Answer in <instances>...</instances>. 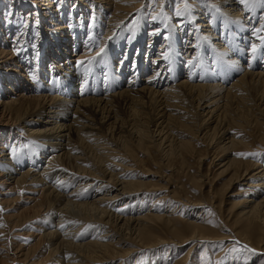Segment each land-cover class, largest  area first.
Segmentation results:
<instances>
[{"label":"bare ground","instance_id":"obj_1","mask_svg":"<svg viewBox=\"0 0 264 264\" xmlns=\"http://www.w3.org/2000/svg\"><path fill=\"white\" fill-rule=\"evenodd\" d=\"M144 1L32 0L24 5L8 0L10 18H0V217L10 204L18 205L15 215L3 216L13 220L17 229L34 223L29 227L34 240L31 244L16 238L2 241L0 225V256L22 261L47 251L44 256L55 257L56 263L102 264L117 259L120 246L132 240L145 248L169 242L155 235L160 227L156 223L170 220L173 212L159 214L154 207L153 212L141 214L145 210L140 203L138 210L116 208V200L129 202L130 194L146 185L124 181L117 171L120 167L114 162V169L107 166L110 158L123 157L121 150H128L130 133L139 145L151 139L150 126L153 141L166 156L180 152L197 137L220 139L219 148L232 152L243 139L238 140L231 126L238 118H230L231 125L223 121L235 110L231 103L258 96L257 111L252 112L257 118L264 114V60L255 62L264 47L260 0L248 4L219 0L218 10L212 4L207 9L197 5L196 14L167 16V21L147 26L151 30L146 34L144 17L131 19ZM68 3L75 5L74 11L62 10L61 5ZM14 10L29 13L26 25L12 15ZM89 18L96 24L88 25ZM123 47L127 50L121 53ZM249 52L254 53L250 58ZM239 58L248 59V65H241ZM122 105L128 118H118L116 108ZM247 115L245 110L239 112L242 120ZM192 127L196 136L189 140L172 136V131ZM228 152L220 165L229 174L226 187L251 174L246 183L251 195L235 204L239 209L234 226L244 244L261 251L264 163L239 161ZM84 185L93 189L91 193H84ZM191 205L204 209L201 202ZM198 221L187 220L181 233L171 228L181 240L178 244L192 240L197 248L204 241L232 238L206 231L203 221ZM171 223L166 221L168 226ZM128 251L136 248L120 253Z\"/></svg>","mask_w":264,"mask_h":264},{"label":"rangeland","instance_id":"obj_2","mask_svg":"<svg viewBox=\"0 0 264 264\" xmlns=\"http://www.w3.org/2000/svg\"><path fill=\"white\" fill-rule=\"evenodd\" d=\"M31 1L32 0H16L17 3L22 2L24 3V5H28V3H31ZM53 1L57 2L60 0H53ZM7 3L8 0H0V7H1L0 14L2 15V17L0 18L5 20L7 18H10L8 14L9 12H7V8L9 7L7 6ZM87 3H89V1ZM210 4L216 7L217 10L219 7H221V3L219 2V0H214V1L212 0H145L144 4L140 6L141 8L140 7L138 8V12L135 13L131 19H134L136 16H139L141 18L144 17V19L147 22V24H145V29H144L146 34L151 30L147 26L163 23L162 20H164V18L167 21L166 19L167 16H170L171 18L173 15L177 16L178 14L187 15L188 13H193L194 10L197 8V5L207 9ZM258 4L260 7H262V5L264 7V3H258ZM61 6H62V10L63 8H65V10H68L69 12H72L75 9V5H73L72 3H68L67 5L63 4ZM61 6L56 7V9L60 10L59 8ZM260 10L261 9H259L258 11ZM76 11L77 9L75 10V12ZM12 12H13L12 15H16L21 18L22 25H26L25 17L27 16V14H29L27 13V11H23L20 14H18V10H14ZM196 12H194L193 14H196ZM77 17L79 18V14L77 15ZM139 17L135 18L134 20H141ZM93 21H94L93 18L92 19L89 18L87 24L88 25L96 24V22L94 23ZM151 21L153 22L152 24H150ZM190 29L191 28H189V30ZM43 30L46 29L44 28ZM128 32L129 29L127 31H124V34ZM147 41L148 39L146 38V42ZM248 44L250 48L251 46L250 44L252 43L248 42ZM22 46L24 47V48L22 47L24 50L27 49L25 45ZM126 50L127 47L125 48L123 47L121 53L126 52ZM261 51H260V55H256L255 62L257 63L258 61L264 60L263 59L264 47L261 48ZM251 52L248 53L249 54L248 58L254 55V53L253 55H251L250 54ZM248 61L249 60L246 58L245 60L239 58V63H241V65L247 66ZM108 75L109 74H106L105 77H108ZM226 80L222 79L223 82ZM107 82L108 80H105L106 84ZM100 86H103V82L100 83ZM105 89H108V87H105ZM61 92H62L61 95L63 96V90H61ZM250 93L251 96H254L255 94L253 93H256V90L253 91L252 89ZM254 97L253 98L251 97V99L249 98L247 100L245 99L246 103L244 102L231 103L234 105L233 107H235V110L230 111L229 117H226L223 120L228 124H230V122L232 121L231 119L233 117L238 118L239 120L237 121V123L235 122L234 124L231 122L232 125L231 124L230 125L232 126V128L235 127L236 132L233 131V133L237 135L238 140L243 139V144L241 143L236 145L235 146L236 148L234 147V150L232 152H228V151L224 152V150L222 151V149L219 148L220 146L218 145L219 142L218 140L220 139H217V141L214 139L216 142H213L214 141L213 138H211V140H209L208 138L205 141L204 139L205 137L203 138L200 137V139H198L197 137V139H195L194 142L192 141L186 147L180 149L181 150L180 152L170 153L167 156L165 153L164 156L163 147L159 146L158 142H154L155 140L153 141L152 139L153 131L151 130V128L154 129L153 126H150L151 139L147 138L144 144L142 145L136 143L137 138L134 136V134L130 133V136L126 138L130 143V145L128 143V150H126L124 147L123 148L121 147L122 148L121 152L123 154L122 155L123 157L118 158V156H113L112 159L110 158V160L112 161L109 160L107 166H110L111 169L112 168L114 169V167L111 166V163L114 162L115 167L116 166L120 167V170L117 169L118 172L120 173L122 172V175L120 176L123 177L125 176L124 178L121 177L123 178L124 181L135 182L137 185L138 183L139 184L143 183L146 185V187L142 188L144 190H141L136 194L135 193L130 194L132 199H130L129 202L127 198V200L123 201L125 203H123L121 200L120 201L116 200L115 203L114 202L112 203H114V205H116V208H118L120 211H131L132 209L131 207L133 206L137 207V205L142 204L144 208L143 210L145 211L140 212L141 214L146 213L147 211L150 212L149 210L151 209H152L151 212H153L155 208H158V211H160L159 214L167 215L168 213L170 214L171 212H173V214L169 216L170 220H166L167 218L165 219L166 221L172 222L171 224L173 226L169 224V226L171 225L169 228V226L166 225L165 220L156 223L158 227L160 226L159 228L155 226L156 227L155 235L162 236L163 238H165V240L167 239V241L169 242L163 243L162 245H157L153 248H145L142 246L143 244L141 242L140 244L137 241L139 243L138 244L137 242H135V240H132L135 243L131 241L130 244L124 245L122 247L120 246L119 251L121 252L122 250L124 251V250L136 248L135 252L133 253H129V251L126 253L119 252V254L116 256L117 259L114 258V260H112L110 258L111 260L108 261L109 263L106 262L102 264H165V263L175 264V262L177 261H178L177 263L184 261L183 262L184 264H264V249L262 248V250L259 251L254 246L253 248H250L251 246L249 244L247 243L244 244L242 242L243 240L240 239L242 236L238 235L236 230L237 227L234 226V222L238 220L237 213L239 209L235 204H237L239 200H244L245 198L248 197V195H251L248 192V190H250L249 189L250 187L246 184L247 182H249V180H251V178H249L251 174L248 175L245 179H242L241 182H237L234 184L232 183L229 187L228 186L226 187V183L229 179V174L224 171L222 172L221 170L223 168L220 166L222 165V163H224L225 160L222 162L221 160L225 158V156H227L226 154L227 152L229 157H232L239 161H243V162L251 161L255 163L260 162L261 164L264 163V114L262 113V115H260L259 118H257L253 113L257 111L258 107H256L255 104H257L259 100L258 96H254ZM118 107H119L118 109L116 108V111H119L118 118L129 116V113L127 114L126 106L122 105ZM239 108L241 109L240 111L245 110L249 112V115H247L246 118H244L243 120L239 116L240 111L237 113V110ZM233 112L235 115L232 114ZM252 116L255 117V120L254 117L252 118ZM182 129L183 130L179 132L177 130H175V132L172 131V136L177 140H181V139L189 140L190 138H192V136H196L195 135L196 130L193 127L191 129L192 131L190 129H185V128ZM107 132L106 133L109 135L110 132L109 131ZM157 133L155 134V137L158 135ZM173 134L175 136L178 135L177 138ZM157 139H159L158 136L156 137V140ZM20 150L23 151L24 149L20 148ZM238 154H255V155H238ZM219 162L221 163L219 164ZM126 164L130 165V168ZM121 167L123 168L124 171L122 170ZM31 168L34 169L33 166H31ZM111 169H109V171ZM91 190L93 189H90V187L86 186L84 193L87 192L91 193ZM136 201L138 203H136ZM199 202L204 204V209H202L201 207L191 205L192 203H199ZM10 205H11L10 210H8V212L5 213L3 212L2 216L0 217L1 219H3L2 221H0V225L2 226V230L4 231L3 235L5 234L3 236L4 238H2V241L14 240V238H16L17 240H20V242L24 240L23 243L25 244L33 243L34 237L33 236L31 237L30 234L32 232L31 228L34 223H30V224L27 223L24 226H21V228L18 227L17 229L16 226L13 227L14 226L13 220H10L9 218L5 219L4 214H6V216L8 213L11 215L12 213L13 214L15 212L17 213V211L19 210L16 208L18 205L16 206L14 204H10ZM135 209L138 210V207ZM202 210L205 211H203L202 214H200V216H197L198 215L197 213H201ZM171 218H176V219H171ZM192 219L195 220L199 219L198 222L202 220L203 223L205 224L204 228L206 229V231L221 234L222 236L231 235L232 238L228 240L224 239L223 241L219 240L215 242L204 241L203 244L197 248L193 246L195 245L196 241H192V240L188 241L186 245H180V243L178 244V242L181 240L172 234L173 231H171V228L173 227L174 230L179 232L184 231L186 229L185 222L187 220H192ZM178 228H183V229L179 230ZM157 229L159 232L157 231ZM213 229L215 230L213 231ZM18 231L19 233H17ZM23 232L24 234L22 235ZM27 233L30 234L27 235ZM16 234L18 235L20 234V238L19 236L17 237ZM261 245L264 247V241L263 243H261ZM249 249L254 251H250ZM46 252L47 251H44L41 257H38L39 254L36 252L28 256L29 258L28 260L21 259L22 261H20L19 258L13 259V255L11 256L3 255L4 257L0 256V264H34V263L38 264L39 262H41L39 264H50V263L62 264L61 262L59 263L53 262L56 261V258L53 256L45 257L44 255L46 254ZM256 252L257 254L260 253L258 254V257H256ZM93 264H97V263H93Z\"/></svg>","mask_w":264,"mask_h":264},{"label":"snow or ice","instance_id":"obj_3","mask_svg":"<svg viewBox=\"0 0 264 264\" xmlns=\"http://www.w3.org/2000/svg\"><path fill=\"white\" fill-rule=\"evenodd\" d=\"M241 3L248 4L249 0H241ZM261 3H264V0H261ZM255 50H256L255 47H253V52H255ZM238 155H255V154H238ZM249 250L250 251H254V250H251V249H249Z\"/></svg>","mask_w":264,"mask_h":264}]
</instances>
